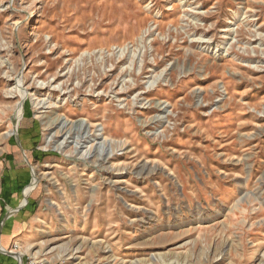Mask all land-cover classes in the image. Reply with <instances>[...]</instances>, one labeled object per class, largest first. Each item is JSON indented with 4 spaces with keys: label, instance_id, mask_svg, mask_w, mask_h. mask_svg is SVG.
I'll return each instance as SVG.
<instances>
[{
    "label": "rangeland",
    "instance_id": "rangeland-1",
    "mask_svg": "<svg viewBox=\"0 0 264 264\" xmlns=\"http://www.w3.org/2000/svg\"><path fill=\"white\" fill-rule=\"evenodd\" d=\"M0 189V264H264V0H0Z\"/></svg>",
    "mask_w": 264,
    "mask_h": 264
},
{
    "label": "bare ground",
    "instance_id": "bare-ground-1",
    "mask_svg": "<svg viewBox=\"0 0 264 264\" xmlns=\"http://www.w3.org/2000/svg\"><path fill=\"white\" fill-rule=\"evenodd\" d=\"M158 78H155L154 80H152V81H150L149 82V85H148V87L149 88H152V87H155L157 84H158ZM19 90V89H18ZM17 90V91H18ZM16 91V90H15ZM10 95L11 94H14L13 93V90L11 89V91H10V93H9ZM42 102H44V101H40V103L39 104H41ZM47 108V107H46ZM20 117H21V106H20V108L18 109V113H17V121H18V119H20ZM56 122H58V124L59 123H62V127H65L66 125H67V122H66V120H64V119H58ZM84 124L83 123H81L79 126H83ZM101 129H98L97 131L99 132ZM69 131V132H68ZM67 132H68V138H71V137H74V135H75V132L76 131H74L73 130V127L70 129V130H68ZM89 133V132H88ZM86 134V131L84 130V133L82 134H80L79 132H77V134H78V136L76 137V139L74 140L75 142H76V147L77 148H79V147H84L85 145V143L87 142V140L89 139V138H91V135H90V133L89 134ZM99 135H102V134H97V136H99ZM67 138V137H66ZM95 139H98V137H96ZM94 139V140H95ZM52 140V139H51ZM107 140V137L105 138V141ZM64 142V141H63ZM63 142H61V145L63 144ZM95 143H93V144H91V146H90V148H89V150H87V151H85L86 152V156L88 155V156H97V159L98 160H102V161H106V160H108L113 154H114V150L113 149H109L108 148V145H106V143H104V142H98L97 144H96V146L94 145ZM100 144V145H99ZM60 144H59V149L61 148L60 146H61ZM99 145V146H98ZM95 146V147H94ZM86 147V146H85ZM94 149V150H93ZM95 153V154H94ZM102 164V163H101ZM46 261V260H45Z\"/></svg>",
    "mask_w": 264,
    "mask_h": 264
},
{
    "label": "crops",
    "instance_id": "crops-1",
    "mask_svg": "<svg viewBox=\"0 0 264 264\" xmlns=\"http://www.w3.org/2000/svg\"><path fill=\"white\" fill-rule=\"evenodd\" d=\"M0 191H1V189H0ZM7 195L9 196V189H5V196H4V197H6ZM4 239H5V241H6L7 243L10 242V239H8L6 236L4 237Z\"/></svg>",
    "mask_w": 264,
    "mask_h": 264
},
{
    "label": "built area",
    "instance_id": "built-area-1",
    "mask_svg": "<svg viewBox=\"0 0 264 264\" xmlns=\"http://www.w3.org/2000/svg\"><path fill=\"white\" fill-rule=\"evenodd\" d=\"M28 264H44V261L32 260V261H29Z\"/></svg>",
    "mask_w": 264,
    "mask_h": 264
}]
</instances>
